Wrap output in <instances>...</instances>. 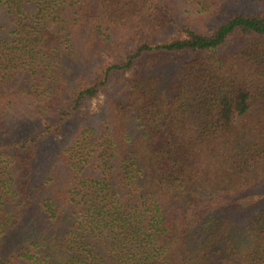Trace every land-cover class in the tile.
Returning a JSON list of instances; mask_svg holds the SVG:
<instances>
[{"label": "trees", "instance_id": "1", "mask_svg": "<svg viewBox=\"0 0 264 264\" xmlns=\"http://www.w3.org/2000/svg\"><path fill=\"white\" fill-rule=\"evenodd\" d=\"M0 264H264V0H0Z\"/></svg>", "mask_w": 264, "mask_h": 264}, {"label": "rangeland", "instance_id": "2", "mask_svg": "<svg viewBox=\"0 0 264 264\" xmlns=\"http://www.w3.org/2000/svg\"><path fill=\"white\" fill-rule=\"evenodd\" d=\"M96 105H97V99L92 101V106L91 107L94 108V107H96Z\"/></svg>", "mask_w": 264, "mask_h": 264}]
</instances>
